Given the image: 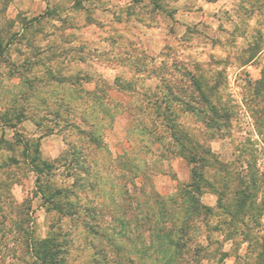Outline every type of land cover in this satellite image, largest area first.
Masks as SVG:
<instances>
[{
	"label": "rangeland",
	"instance_id": "374dc122",
	"mask_svg": "<svg viewBox=\"0 0 264 264\" xmlns=\"http://www.w3.org/2000/svg\"><path fill=\"white\" fill-rule=\"evenodd\" d=\"M0 43V137L11 146L0 147V264H40L28 242L44 238L55 240L63 264L257 261L259 249L249 251L240 231L226 236L227 228L207 233L202 227L182 257L164 240L154 250L158 239L150 233L158 219L150 197L153 190L169 197L180 185L173 180L172 140L156 104L163 105L167 85L190 87L198 72L220 78L222 102L235 112L226 135L206 144L223 159L247 147L252 155L245 158L264 172V99L252 96L264 74V0H0ZM61 104L75 107V116H59ZM81 109L95 116L98 128L81 122ZM176 110L179 123L196 132L203 128L195 113ZM4 118L17 123L6 126ZM68 119L87 133L96 131L101 148ZM18 140H42L46 150L80 144L94 164L97 186L80 185L82 173L70 164V154L57 159L61 154L51 158L41 151L53 162L41 181L50 193L62 189L66 196L56 198L58 207L42 204ZM134 166L143 174L134 176ZM232 194L228 190L222 202ZM260 196L253 233L264 242V187ZM87 207L96 209L94 219ZM146 212L154 218L143 222ZM215 223L209 220V227Z\"/></svg>",
	"mask_w": 264,
	"mask_h": 264
},
{
	"label": "trees",
	"instance_id": "16d2710c",
	"mask_svg": "<svg viewBox=\"0 0 264 264\" xmlns=\"http://www.w3.org/2000/svg\"><path fill=\"white\" fill-rule=\"evenodd\" d=\"M220 87L221 81L218 76H206L203 72H198L191 75L190 87L181 85L176 90L174 86L167 85L165 88L166 95L161 101L163 105L156 104V116L162 119V124L168 130L172 140V144L168 148L170 156H181L187 159L189 178L187 182H181L175 194L169 195V197H164V195H160L154 190L151 192L153 196L150 197L148 194V197H153L158 219V227L150 233V236L158 239L154 250L159 251L161 248L160 241L164 240L170 244L169 246L172 245L174 256L182 257L183 254L188 253L184 249L187 243L200 232L202 227L207 233L208 231L227 228L225 230L226 236H232V234L240 231V235L243 241L247 243L249 251L255 252L259 249L258 254L256 253L257 261H252L250 264H263L264 242L262 239L261 241L257 239L253 233V228L257 225L255 210H259V204L262 202L260 195L264 187V172L258 171L254 163L245 158L252 155V152H248L247 147L238 149V154L233 158L223 159L206 144V141L226 135L235 115L233 106L222 102ZM252 96L263 101L264 74L260 83L253 85ZM64 105L62 112H56L60 113L59 116L63 112L76 114L75 107L61 104V106ZM176 108L181 113H195L199 116L203 128L196 132V129L190 130L179 123V112ZM85 111V109L80 110L81 122L91 128H98V125L94 122L95 116L90 118L91 114L85 113ZM70 113H66V116ZM15 120L18 122V117H15ZM17 122L3 119L4 125L10 127H14ZM68 124L76 129L79 135H85L90 144L101 148V139L95 134L96 131L94 133L90 132L91 134L87 133L78 123L69 119ZM149 132L153 135L155 141H161L162 136L155 131L149 130ZM18 143L22 144V154L28 159V163L36 175L40 196L43 199L42 204L48 203L51 206L58 207L56 198L63 194L62 189L50 193L48 184L41 181V177L51 171L53 162L41 157L40 142L30 144L28 141L18 140ZM9 144L4 137H0V147L6 149L2 145L8 146ZM31 145L33 154L30 156ZM67 154L71 156L69 158L70 164L76 163L77 168L82 173L80 185L83 188H95L97 184L94 181L96 176L95 171H93L94 164L88 159L89 154L86 150L80 144H74L69 150L63 151L57 159H63L67 157ZM123 160L124 165H129L128 169L132 167L129 164L128 157ZM13 161H15L14 158ZM134 169V176L143 174L140 167L134 166ZM74 181L73 183H75ZM228 190H233L232 199L223 203L222 200L227 197ZM205 192H212L216 195L214 206H207L202 203L201 195ZM68 193L69 191L66 194ZM89 209L90 207L85 208L88 211ZM90 210L93 212L94 219L96 209L91 208ZM145 214L146 216L142 218L143 222L151 221L154 218L152 213L146 212ZM67 215L70 216L71 211L67 212ZM211 219H216V223L210 228L209 220ZM254 220H256L255 224ZM237 223L238 225L240 223V229ZM28 243L32 254L40 264H63L55 240L44 238L31 240ZM199 250L200 246L193 249V255H197ZM248 258L252 259V255H249Z\"/></svg>",
	"mask_w": 264,
	"mask_h": 264
},
{
	"label": "crops",
	"instance_id": "0c3cea01",
	"mask_svg": "<svg viewBox=\"0 0 264 264\" xmlns=\"http://www.w3.org/2000/svg\"><path fill=\"white\" fill-rule=\"evenodd\" d=\"M57 137H58V135L54 134L52 139L58 140ZM59 139H60L61 144H62L63 143L62 136H60ZM49 148H50V150H46V147L44 146L43 141L41 140L40 149L42 151V154L45 157L54 158V157L59 156L63 152V150H62L63 148L60 145H58V143H57V146L52 145ZM171 165H172V169H173L172 171H174L173 180H176V182H180V183L181 182H187V180L189 178V163H188L187 159L184 157H181V156H176L172 159ZM166 176L168 177V175H166ZM207 195H209V196L213 195L214 198H212V200H210L209 202H206L204 200V198H207ZM201 201H202V203H204L207 206H214L216 203V195L211 193V192H205L201 195Z\"/></svg>",
	"mask_w": 264,
	"mask_h": 264
}]
</instances>
